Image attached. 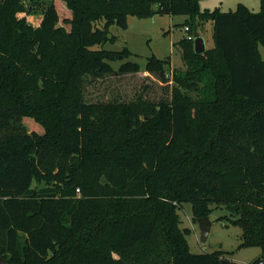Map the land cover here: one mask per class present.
Segmentation results:
<instances>
[{
  "label": "trees",
  "instance_id": "trees-1",
  "mask_svg": "<svg viewBox=\"0 0 264 264\" xmlns=\"http://www.w3.org/2000/svg\"><path fill=\"white\" fill-rule=\"evenodd\" d=\"M202 1L0 0V260L220 264L190 251L186 203L196 222L225 207L243 247L264 249V0L258 13ZM165 16L189 17L192 35L214 26L202 55L177 44L185 72L155 56L115 71L129 49L91 50L113 40L95 22ZM142 72L155 83L130 100L89 95L87 76Z\"/></svg>",
  "mask_w": 264,
  "mask_h": 264
},
{
  "label": "rangeland",
  "instance_id": "rangeland-1",
  "mask_svg": "<svg viewBox=\"0 0 264 264\" xmlns=\"http://www.w3.org/2000/svg\"><path fill=\"white\" fill-rule=\"evenodd\" d=\"M239 5L246 6L251 12L260 11V0H205L200 3V11L206 10L222 12L236 11ZM35 24L38 19H31ZM189 20L187 16L173 17H155L153 19H138L129 17L126 29L116 26H107L104 21L95 22L96 28L107 30L111 43L107 45H96L91 50L106 49L113 52H120L127 48L131 51L132 57L125 61L110 62L111 67L118 71L121 65L131 62L145 69L148 59L155 56L161 60L171 59V66H167V74L171 77V71H186V65L182 59L183 51L176 47L177 44L188 37L185 28L192 29V25L186 24ZM186 24V26H185ZM201 30L206 33V26ZM115 42V43H112ZM212 43L209 44V47ZM89 84V95L94 98L104 97L106 100H130L138 93L143 92V86L155 83L148 76V73L142 72L139 75L126 76H108L107 78L86 77ZM158 84V83H157ZM160 86H155L153 98L159 100L164 98ZM197 96V95H196ZM182 221V228L189 230L188 244L193 254L221 252L224 256L222 260L227 259L234 264H252L258 259L264 263V249L257 247H243L242 228L234 223L229 211L225 207H213L209 218L213 223L211 234L208 240V247L204 249L200 245V230L197 222L194 220L193 205L186 203L179 211ZM3 260V259H2Z\"/></svg>",
  "mask_w": 264,
  "mask_h": 264
},
{
  "label": "water",
  "instance_id": "water-1",
  "mask_svg": "<svg viewBox=\"0 0 264 264\" xmlns=\"http://www.w3.org/2000/svg\"><path fill=\"white\" fill-rule=\"evenodd\" d=\"M194 37V49L197 55H202L207 51L206 43L203 37L200 36L198 28L196 27L193 32ZM197 224L200 230V245L206 249L208 247V240L211 234L213 223L209 217L200 218L197 220ZM0 264H7L4 260H0ZM220 264H234L227 259L221 260Z\"/></svg>",
  "mask_w": 264,
  "mask_h": 264
},
{
  "label": "crops",
  "instance_id": "crops-1",
  "mask_svg": "<svg viewBox=\"0 0 264 264\" xmlns=\"http://www.w3.org/2000/svg\"><path fill=\"white\" fill-rule=\"evenodd\" d=\"M204 26H206V33H204L202 30L199 31L200 36L204 38L206 43L207 50H211L215 46V39H214V26L212 23H207ZM212 43V46L209 47V44Z\"/></svg>",
  "mask_w": 264,
  "mask_h": 264
},
{
  "label": "built area",
  "instance_id": "built-area-1",
  "mask_svg": "<svg viewBox=\"0 0 264 264\" xmlns=\"http://www.w3.org/2000/svg\"><path fill=\"white\" fill-rule=\"evenodd\" d=\"M185 32L189 33V34H188V37H186L187 40L191 41V40L194 39L193 35L190 33L191 30H190L189 27H186V28H185Z\"/></svg>",
  "mask_w": 264,
  "mask_h": 264
}]
</instances>
